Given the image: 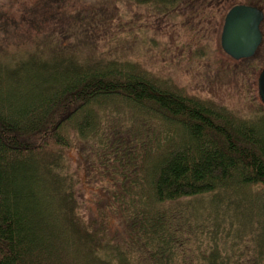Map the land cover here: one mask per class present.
<instances>
[{
	"label": "trees",
	"instance_id": "16d2710c",
	"mask_svg": "<svg viewBox=\"0 0 264 264\" xmlns=\"http://www.w3.org/2000/svg\"><path fill=\"white\" fill-rule=\"evenodd\" d=\"M239 4L264 11L217 2ZM41 52L0 54V264H264L262 100L239 115L133 62ZM75 141L105 184L92 214Z\"/></svg>",
	"mask_w": 264,
	"mask_h": 264
},
{
	"label": "rangeland",
	"instance_id": "374dc122",
	"mask_svg": "<svg viewBox=\"0 0 264 264\" xmlns=\"http://www.w3.org/2000/svg\"><path fill=\"white\" fill-rule=\"evenodd\" d=\"M217 2L182 0L161 8L131 0H0V54L11 57L40 47L45 56L56 50L81 59L133 62L190 96L248 116L263 107L258 80L264 50L261 45L242 60L223 53L227 14ZM86 151L75 141L69 158L92 214L104 205L105 184L91 175ZM244 194L249 197L248 190Z\"/></svg>",
	"mask_w": 264,
	"mask_h": 264
},
{
	"label": "water",
	"instance_id": "95a60500",
	"mask_svg": "<svg viewBox=\"0 0 264 264\" xmlns=\"http://www.w3.org/2000/svg\"><path fill=\"white\" fill-rule=\"evenodd\" d=\"M264 11L257 6L239 4L226 15L221 34V47L232 59L253 57L263 42L261 25ZM258 91L264 102V70L258 80Z\"/></svg>",
	"mask_w": 264,
	"mask_h": 264
}]
</instances>
